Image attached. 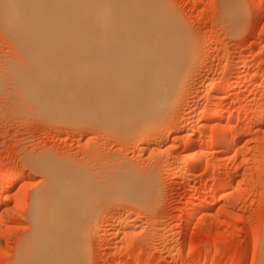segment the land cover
I'll return each instance as SVG.
<instances>
[{
  "label": "rangeland",
  "instance_id": "obj_1",
  "mask_svg": "<svg viewBox=\"0 0 264 264\" xmlns=\"http://www.w3.org/2000/svg\"><path fill=\"white\" fill-rule=\"evenodd\" d=\"M168 1L184 20L197 44L199 57L196 56L198 60L191 67L190 77L188 76L185 85L187 92L184 100H188L189 105L192 104L190 107L197 108L198 112L208 103L207 93L201 87L206 69H209L210 78L214 82L236 81L239 77L246 76V82L232 89L229 101L227 100L231 105L238 102L237 108L245 104L249 108L247 111L250 114L247 111L243 113V119L246 117L243 122L244 132L239 147H236L240 156L234 161L227 159L226 155L219 160L223 170V175L217 180L219 187L208 191L215 181L211 178V163L218 155V146L212 147L205 154L204 161L188 173L182 174L179 167L170 169L165 158L173 154L183 155L187 132L195 128L198 131L207 123L208 115L201 113L202 119L192 120L190 126L180 132H176L172 126L176 114L169 121L170 125L168 122L161 123L156 131L165 132L161 135L158 133L160 137H164L160 138L157 146H164L167 152L159 157L150 148H146L142 154L137 152L135 140L128 141L120 128L103 127L97 122L77 119L75 122L72 118L41 112L35 100L33 103V98L28 97L22 90L23 87L12 78V63L18 60L17 63L22 64L25 51L19 49L9 35L4 34L0 24V187L9 175L21 173V176L15 178L9 192H2L8 198L0 205V264L13 262L16 240L29 229L28 210L32 195L36 190L44 188L45 183L48 184L44 168H58L63 163L67 165V161L72 164L68 174H64L84 182L86 185L81 190H104L111 195L108 201L105 200L106 204L99 206L101 212L96 220L101 221L102 226L100 230L97 229L99 233L97 230L92 231L89 264H198L202 259L212 261L219 255L223 257L213 262L214 264L263 263L264 122L259 124L251 119L255 105L256 111L264 112V89L258 85L264 79V0H236L241 7L236 27L230 25L224 15L223 8L227 0ZM213 40L216 41L215 44ZM86 49L90 53L102 54L104 51L97 46ZM261 49L263 52L257 53ZM82 50L84 49L76 44L71 49L74 53ZM34 51L41 52L38 48ZM245 57L249 58L248 70L242 66ZM226 63L231 69L226 73L218 72ZM247 92L249 94L243 96ZM178 108H181L178 111L185 115L187 123L189 107L184 108L180 104ZM242 156H246L247 160H243ZM47 159L51 161L46 163ZM129 169L136 170L138 177H135V181L140 179L142 181L137 182L144 184V189L140 185V191H146L145 198L149 197L146 198V204L143 203L145 206L131 203L128 198L130 193H125L130 188H121L116 182L120 181L122 185L128 180V177L125 180V176L130 173L123 175L125 173L121 172ZM3 171L6 172L3 174ZM229 177L234 178L230 190L221 199L215 200V192ZM202 187L207 191L200 192ZM120 191L123 194L116 195ZM192 194L195 196V206L207 199L210 207L191 216L186 200ZM140 212H143L142 216L131 224L133 227L128 223L121 228V225L113 224L110 219L120 215L132 218ZM10 213L14 214L13 218L21 219L15 220L18 222H14L15 224L8 222L15 225L13 232L7 229L8 224H4V220L1 222L5 218L2 215L8 216ZM13 218L9 221L13 222ZM179 221L180 225L177 224ZM1 224L6 225V228ZM141 233L142 237L135 240V235ZM186 243L190 244L187 248Z\"/></svg>",
  "mask_w": 264,
  "mask_h": 264
},
{
  "label": "bare ground",
  "instance_id": "obj_2",
  "mask_svg": "<svg viewBox=\"0 0 264 264\" xmlns=\"http://www.w3.org/2000/svg\"><path fill=\"white\" fill-rule=\"evenodd\" d=\"M235 1L227 0L223 8L225 17L233 27L238 25L241 14V7ZM0 24L4 34L9 35L15 45L26 53L25 56L23 52L25 58L22 56V64L17 63L18 60L12 63V78L23 87L28 97L33 98L32 102L35 100L43 113L72 118L74 121L97 122L108 128H120L128 141L135 140L137 152L150 148L159 157L167 152L164 146H157L160 138L164 137H160L163 129L162 133L157 132L161 123L169 124L176 114L172 126L176 132H180L185 131L192 120L202 119L201 113L208 115L207 123L198 131L195 128L187 132V138L184 139L185 153L165 158L170 169L179 167L182 174L188 173L204 161L205 154L212 147L218 146V155L211 163V178L215 181L208 191L219 187L217 180L223 172L219 160L225 155L231 161L237 159L239 154L236 147L240 145L246 119H243V113L249 110L246 104L237 108L238 102L231 105L227 100L232 89L246 82V76L236 81L214 82L210 78L209 69H206L201 87L207 93L208 103L204 108L201 107L200 113L196 111L197 108L190 107L192 104L184 100L187 92L185 85L198 56L197 44L184 20L168 0H0ZM74 44L84 50L72 52ZM94 46L103 49V53H90L86 49ZM35 48L41 52L34 51ZM262 52V49L257 50V53ZM248 65L249 58H243L242 66L247 69ZM229 68L226 63L218 72L226 73ZM258 85L264 89V79ZM180 104L190 109L187 123L185 115L178 111L181 109L178 108ZM255 107L252 105L254 112L251 120L260 124L264 122V112L256 111ZM232 120L235 122L232 123ZM242 158L247 160L246 156ZM67 163L58 168H44L48 184L45 183L44 188L36 190L32 195L28 210L30 223H26L29 229L17 238L14 260L10 264H89L92 231L96 232L102 226V222L96 220L101 212L99 206L106 204L105 200L108 201L111 195L104 190H81L86 185L84 182L64 174H68L72 164ZM135 172L133 169L124 170L121 172L125 173L123 175L130 173L125 176V180L126 177L128 180L123 179L125 182L122 185L120 181L116 182L121 188H130L125 193H130L128 198L131 203L144 205L148 196L145 198L146 191H140L143 182L139 184L137 181L140 179L135 181ZM19 176L21 173L4 178L0 187V205L8 198L2 192H9L15 178ZM232 178L229 177L221 184L214 194L215 200L221 199L230 190ZM201 191L207 190L202 187ZM194 198L192 194L186 200L191 216L210 207L207 199L195 206ZM142 213L132 218L126 215L109 218L113 224L124 228L128 223L131 225L139 220ZM11 214H1L5 217L1 222L4 220V224H8L7 229L13 232L15 225L11 224L18 222H15L17 217L14 219V214ZM11 218L13 222L9 221ZM141 237L142 233L137 234L135 240ZM189 246V243L185 244V248ZM222 257L216 256L212 261L202 259L198 264H212ZM262 262L264 264V258Z\"/></svg>",
  "mask_w": 264,
  "mask_h": 264
}]
</instances>
